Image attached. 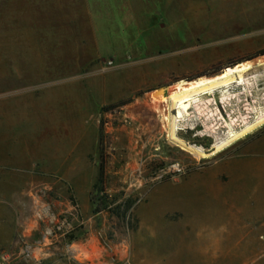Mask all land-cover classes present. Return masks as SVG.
Listing matches in <instances>:
<instances>
[{
    "label": "rangeland",
    "instance_id": "1",
    "mask_svg": "<svg viewBox=\"0 0 264 264\" xmlns=\"http://www.w3.org/2000/svg\"><path fill=\"white\" fill-rule=\"evenodd\" d=\"M230 3L235 6L231 8ZM185 4L187 1L183 0ZM201 4L210 6L206 14L177 11L171 18L174 19L172 25L167 16L157 17L158 23L165 24L157 32L126 33L134 42L131 46L143 48H130L128 43H119V46L127 47L119 50L124 54L123 58L114 54L111 58L114 64L126 61L128 64L108 65L107 61L111 59L107 58L99 60L101 64L85 67L79 85L85 90L83 96L94 93L101 99V104L87 110L85 127L81 129L63 127L66 123L62 117L67 107L53 104L60 98L54 92L72 88L77 81L54 78L57 74L52 72L44 75L45 79L32 81L25 79L28 76L23 72L21 80H14V66L5 63L13 50L0 48V137L15 138L5 148H21L23 159L32 158L31 172L23 171L20 165L10 167V170L23 171V197L32 198L31 216L37 226L36 229L23 227L17 236V251L11 249L8 252L15 254L20 250L22 234L25 235L24 241L33 247L49 242L54 234L59 236L58 243H78L89 237V228L99 231L102 223L109 226V231L99 233V238L106 242L116 241L111 228H121L126 223L133 225L134 210L150 191H154L152 201L156 202L159 185L193 172L186 182L178 185H223L228 188L224 195L232 194L234 187L246 188L236 199L246 211V251L237 258L223 259L219 264H264V253L261 254L264 229L259 231L253 219L258 211V195L253 189L260 176L253 163H248L258 154L244 148L258 134H264V121L232 140L218 154L207 158L191 155L167 137L164 95L176 83L261 51L260 48L252 52L240 49L233 54L226 48L229 39L264 38V22L261 27L244 26L238 31L224 32L220 19L222 11L239 13L246 8L249 12H264V0H203ZM209 29L211 31L206 32ZM145 36L150 41L148 47H144ZM259 59L264 60V55L245 60L252 61L253 67L244 73L243 83H232L225 94L215 90L199 95L187 114L178 118L177 137L209 151L227 136L230 127L238 130L260 116L264 117V63H257ZM22 67L25 68L24 65ZM158 90H163V93ZM120 100L126 103L106 112L101 110V107ZM72 141H78L80 145L72 147L67 144ZM78 149L80 153L84 152V160H75ZM100 152L102 159L99 158ZM100 161L104 169L103 184L96 187ZM176 163L180 171L174 169ZM27 190L31 191L28 195L24 193ZM197 198L196 202L187 205V212H192L199 219L212 218L217 224L226 217L221 199H211L206 192L200 191ZM99 200L104 202V206L99 207L104 208L95 215L94 202ZM65 204L71 208L67 210ZM88 218L92 221L87 224ZM74 247L77 248L76 245ZM90 248L93 252L99 251L92 244ZM198 249L191 256L182 249L178 261L181 264H203L205 258ZM83 253L86 259L91 258L87 251Z\"/></svg>",
    "mask_w": 264,
    "mask_h": 264
},
{
    "label": "crops",
    "instance_id": "2",
    "mask_svg": "<svg viewBox=\"0 0 264 264\" xmlns=\"http://www.w3.org/2000/svg\"><path fill=\"white\" fill-rule=\"evenodd\" d=\"M184 1H187V4L183 5V0H0V48L13 50L5 63L14 66V80H21L23 72L28 76L24 78L31 81L45 79L44 75L51 72L57 74V77H54L57 79L76 80L72 88L60 90V93L54 92L60 98L53 101V104L67 107L64 109L65 116L62 117L66 123L63 127L81 129L85 127L87 110L101 104V99L95 97L94 93L88 94V97L83 96L85 90L83 91L79 85L84 77L85 67L101 64L99 60L107 58L114 64L112 54L119 58L124 56L120 49L127 47L142 49L143 46H131L130 44L134 42L126 33L157 32L159 28L165 26L157 22V17L167 16L172 25L174 19L171 18L175 17L177 11L206 14L210 10L208 4L205 6L201 4L203 0ZM229 6L232 8L235 4L230 3ZM225 7L224 4L223 8ZM220 22L224 32L238 31L244 26L261 27L264 12L262 10L249 12L246 8L239 13L232 10L225 13L222 11ZM209 26L213 27V24ZM208 31L211 30H206ZM144 38L146 43L144 47H148L149 38L146 36ZM229 40L226 48L228 53L229 50L235 54L240 49L250 52L259 48L264 49V38ZM259 42L261 45H258ZM119 43H128L129 46H119ZM131 55L133 56L132 53ZM122 64L126 65L128 62L114 65ZM12 139L0 137V251L13 249L16 252L17 236L21 229L23 227L36 229L37 226L31 216L32 198L23 197L21 186L23 171L31 172L32 158L23 159L21 148L19 150L5 148ZM67 144L72 147L80 145L78 141ZM244 148L246 151L255 150L258 154L248 163H253L260 176L253 189L258 195V211L253 219L261 231L264 229V134L248 142ZM84 159V152L80 153L78 149L75 160ZM15 166L21 167L23 171H11L10 167ZM192 173L172 178L164 185H159L156 202L152 201L154 191H150L145 200L136 206L133 225L129 226L126 223L124 227L111 228L117 237L116 241L106 242L99 238V233L109 231V226L102 223L99 231L89 228V237L83 242L58 243L59 236L54 234L49 242L33 247V259L26 261L17 252L12 263L181 264L178 261L181 252L185 250L191 256L195 249H198L197 245L199 253L205 258L203 264H219L223 259L244 255L246 251L244 241L247 237L246 211L245 206L240 201L236 202V199L246 188L234 187L232 194L224 195L228 188H224L223 185L205 183L178 185L180 182H186ZM168 183L176 185H167ZM199 191L206 192L211 199L217 201L221 199L226 217L218 224L212 218L199 219L192 212H187V205L196 202ZM24 193L28 195L31 191L27 190ZM153 202L155 204H152ZM64 207L67 210L71 208L67 204ZM91 221L92 218H88L86 223ZM261 236L262 233L259 234V238ZM91 244L97 246L99 251L93 252ZM263 250L261 254L264 253ZM83 251H87L91 258L86 259Z\"/></svg>",
    "mask_w": 264,
    "mask_h": 264
},
{
    "label": "bare ground",
    "instance_id": "3",
    "mask_svg": "<svg viewBox=\"0 0 264 264\" xmlns=\"http://www.w3.org/2000/svg\"><path fill=\"white\" fill-rule=\"evenodd\" d=\"M257 63H264V60L259 59ZM253 65L254 63L252 61H242L232 66L225 67L222 71L215 75H203L193 80H182L176 83L169 90L168 94L164 95L167 102V113L164 114V118L167 121L166 132L168 139L174 143V145L176 144L197 158H207L211 155H215L232 140L236 138L238 139V137H241L263 122L264 117L260 116L254 122L246 124L238 130L230 127L227 136L214 144L212 149L209 151H206L199 146L187 143L176 135V129H178L176 123L178 122V118L180 119L187 114L191 104L198 99L199 95L201 96L202 94L212 93L215 90H221L225 94V92H227V88L232 83L240 84L244 82V73L246 71L248 72ZM158 92L163 93V90H158Z\"/></svg>",
    "mask_w": 264,
    "mask_h": 264
},
{
    "label": "trees",
    "instance_id": "4",
    "mask_svg": "<svg viewBox=\"0 0 264 264\" xmlns=\"http://www.w3.org/2000/svg\"><path fill=\"white\" fill-rule=\"evenodd\" d=\"M259 55H264V50H261L260 52H258V53H256V54L250 56L249 58H245V59H243V60H239V61H231V62H229L228 64H226V65L223 66V67H220V68L214 69V70H212V71H209V72L203 73V74H201V75H199V76H197V77H200V76H203V75H207V76L215 75V74L219 73L220 70H221L222 68H224V67L232 66V65L237 64V63H239V62H242V61H245V60H248V59H252V58H254V57H257V56H259ZM197 77L190 78L189 80L196 79ZM125 103H126V101H124V100H120V101H118V102H116V103L109 104V105H106V106L101 107V110H102L103 112H106V111L110 110L111 108H114L115 106L123 105V104H125ZM262 133H264V131H263ZM258 136H260V134H258L256 137H258ZM256 137H254V138H256ZM254 138H253V139H254ZM99 158L102 159V154H101V152L99 153ZM103 172H104L103 165H102V162L100 161V164H99V166H98L97 180H96V184H95L96 187H101L102 184H103V178H102V177H103ZM99 199H100V198H99ZM101 199H102V198H101ZM94 203L96 204V206L94 207L93 212H95V213H96V212H99L102 208H104V207H101V208L99 207V205L104 206V202H100V200H99V201L94 202ZM102 203H103V204H102Z\"/></svg>",
    "mask_w": 264,
    "mask_h": 264
},
{
    "label": "built area",
    "instance_id": "5",
    "mask_svg": "<svg viewBox=\"0 0 264 264\" xmlns=\"http://www.w3.org/2000/svg\"><path fill=\"white\" fill-rule=\"evenodd\" d=\"M107 64L111 65L112 64V60H108ZM174 169L176 171H180L181 170L177 163L174 164ZM24 237H25V235L22 234L20 240H23V245H22V247L20 248V250L18 251L17 254L22 256V258H24V260H31V259H33V256H32L33 245L26 243L24 241ZM17 254H12V253H10L8 251H0V264H13L12 263V259L15 256H17Z\"/></svg>",
    "mask_w": 264,
    "mask_h": 264
}]
</instances>
